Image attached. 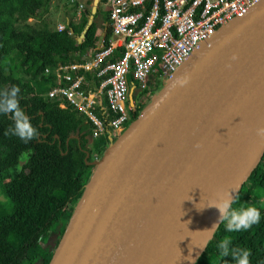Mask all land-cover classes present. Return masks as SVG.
I'll return each mask as SVG.
<instances>
[{
  "label": "water",
  "instance_id": "95a60500",
  "mask_svg": "<svg viewBox=\"0 0 264 264\" xmlns=\"http://www.w3.org/2000/svg\"><path fill=\"white\" fill-rule=\"evenodd\" d=\"M261 127L264 0L217 30L89 163L47 264H193L220 224L208 205L234 199L263 156Z\"/></svg>",
  "mask_w": 264,
  "mask_h": 264
},
{
  "label": "trees",
  "instance_id": "16d2710c",
  "mask_svg": "<svg viewBox=\"0 0 264 264\" xmlns=\"http://www.w3.org/2000/svg\"><path fill=\"white\" fill-rule=\"evenodd\" d=\"M50 2L0 0V92L18 86L20 108L38 130V136L27 142L11 133L5 135L15 122L10 113H0V264L48 263L94 168L89 164L92 156L99 159L115 140L98 136L88 150L89 124L70 106L61 109L44 95L54 85L51 72L44 74V70L84 61L98 41L91 23L80 43L76 42L86 24V9L76 25L69 20L61 25L62 30H56L57 25L47 18ZM77 3L69 4L76 7ZM105 22L106 44L110 34L106 17ZM120 52L115 51L114 57ZM91 87L95 89L97 83ZM148 101L143 99L129 113L131 122ZM97 115L105 122L113 117ZM27 149L30 154L13 175V162ZM249 206L261 212L260 222L240 232H228L219 224L193 264H235L231 256L219 255L217 245L225 237L231 238V248L251 250L250 264L264 261V153L234 197L233 207ZM49 234L55 236L52 249L42 247Z\"/></svg>",
  "mask_w": 264,
  "mask_h": 264
},
{
  "label": "built area",
  "instance_id": "2783aa9c",
  "mask_svg": "<svg viewBox=\"0 0 264 264\" xmlns=\"http://www.w3.org/2000/svg\"><path fill=\"white\" fill-rule=\"evenodd\" d=\"M101 1L110 29L106 44L103 35L84 61L44 70L54 77V85L44 90L46 98L61 109L70 106L89 124L88 150L92 139L116 138L131 123L129 87L148 94L150 84L164 83L217 30L242 17L258 0ZM75 9L78 14L82 5L77 3ZM117 50L121 52L114 57ZM91 78L97 82L95 90ZM100 112L113 117L105 122Z\"/></svg>",
  "mask_w": 264,
  "mask_h": 264
},
{
  "label": "clouds",
  "instance_id": "9594fccd",
  "mask_svg": "<svg viewBox=\"0 0 264 264\" xmlns=\"http://www.w3.org/2000/svg\"><path fill=\"white\" fill-rule=\"evenodd\" d=\"M232 58L236 59V56L234 55ZM19 93L20 88L18 86H13L10 91L6 90L0 92V113H10L15 122L14 128L6 130L5 135L11 133L27 142L38 136V130L31 124L27 115L20 108ZM257 135L264 138V127L257 129ZM199 146L200 145H196V147ZM233 205L234 199L228 193H225L223 198L216 203L208 205L209 207H216L218 209L220 213V224L223 223L225 225L226 231H247L252 228L253 225L260 222L261 212L256 207L236 208L233 207ZM217 226L218 225L214 226L213 229ZM231 243L230 237H225L218 243L217 248L220 257L224 258L231 256L235 264H250L251 250L231 248Z\"/></svg>",
  "mask_w": 264,
  "mask_h": 264
},
{
  "label": "crops",
  "instance_id": "0c3cea01",
  "mask_svg": "<svg viewBox=\"0 0 264 264\" xmlns=\"http://www.w3.org/2000/svg\"><path fill=\"white\" fill-rule=\"evenodd\" d=\"M52 1V0H51ZM92 1L93 0H77L78 3H80L82 5V9L79 11V13L77 14V10L75 9V5L73 4H69L68 1L66 2L64 0V3L63 5H59L60 7V14L57 12V15H56V18L62 16L63 18V21H56L55 24L56 25H62V26H66L67 22L69 20H71L73 22V24H77L80 20H81V15H82V11H84L85 9L89 12L88 15H87V19H86V24L83 28V30L81 31V33L79 34V36L76 38V42L77 43H80V41L82 39L79 40V37L80 35H83L85 30L88 28V26L91 24V23H94L95 24V27H96V31H97V34H98V41H97V45H98V42L99 40L102 38V36L104 35V31H105V28H106V22H105V17L107 19V11H106V8H104V10H100V12L98 13V4L100 3L101 0H98L97 4H96V11L95 13L93 14L92 16V19L90 21V24H87V22L89 21V15H90V9H91V6H92ZM102 2V1H101ZM51 4V2H50ZM103 4V2H102ZM104 5V4H103ZM105 7V5H104ZM59 19V18H58ZM87 26V28H86ZM86 28V29H85ZM78 40V41H77ZM96 45V47H97ZM95 47V49H96ZM94 51V50H93ZM92 55V53H91ZM90 55V56H91ZM75 62V61H74ZM73 63V62H72ZM96 82L94 79L91 78L90 82H89V85H93V83ZM97 83V82H96ZM90 85V86H91ZM92 88V87H91ZM93 89V88H92ZM96 89V88H95ZM93 89V90H95Z\"/></svg>",
  "mask_w": 264,
  "mask_h": 264
},
{
  "label": "rangeland",
  "instance_id": "374dc122",
  "mask_svg": "<svg viewBox=\"0 0 264 264\" xmlns=\"http://www.w3.org/2000/svg\"><path fill=\"white\" fill-rule=\"evenodd\" d=\"M63 3H64V0H52L51 1V4L49 5V11H48V20H50L51 22H52V24H55V22L56 21H58V20H60V21H63V18H62V16H60V17H58V18H56V15H57V12L59 13L60 12V7H59V5H63ZM104 5L102 4V2L100 1V3L98 4V13L100 12V10H104ZM60 14V13H59ZM30 21V20H29ZM157 74V73H156ZM156 78H159V76H157L156 75ZM163 82H161L160 83V85H159V89H161L162 88V86H163ZM151 85V84H150ZM158 91V90H157ZM157 91H153L152 92V90H150V86H149V89H148V94H143V93H139V95H138V97H137V100H138V102L139 103H143V99L144 98H149V100H150V98L157 92ZM146 105V104H145ZM144 105V106H145ZM143 106V107H144ZM129 126V125H128ZM128 126H126L125 127V129L128 127ZM124 129V130H125ZM122 133V132H121ZM120 133V134H121ZM120 134H118L117 136H119ZM116 136V137H117ZM30 154V150H25L24 152H22V154H20L19 156H18V158L13 162V164H12V167H11V173L13 174V175H15L16 173H17V171H18V169L20 168V166L23 164V162L26 160V158L28 157V155ZM92 157H94V156H92ZM98 159V158H97ZM96 160V159H95ZM92 161H94V160H92ZM91 161V162H92ZM54 239H55V236L53 235V234H49L48 235V237L46 238V241L42 244V247L43 248H45V247H48L47 249H52V247H53V244H54ZM259 264H264V261H260V263Z\"/></svg>",
  "mask_w": 264,
  "mask_h": 264
},
{
  "label": "flooded vegetation",
  "instance_id": "af4514ba",
  "mask_svg": "<svg viewBox=\"0 0 264 264\" xmlns=\"http://www.w3.org/2000/svg\"><path fill=\"white\" fill-rule=\"evenodd\" d=\"M160 83H161V82H155V83H152V84L150 85V90H152V92H153V91L155 92V91L159 90L158 87H159ZM129 89H130V87H129ZM138 95H139V92H137L135 89H133V90H132V106H134V109L137 108V106L141 104V103H139L138 100H137ZM127 96H128V93H127ZM127 96H126V99H127ZM144 99H145V98H144ZM127 102H128V100H127ZM128 104H129V102H128Z\"/></svg>",
  "mask_w": 264,
  "mask_h": 264
},
{
  "label": "bare ground",
  "instance_id": "6f19581e",
  "mask_svg": "<svg viewBox=\"0 0 264 264\" xmlns=\"http://www.w3.org/2000/svg\"><path fill=\"white\" fill-rule=\"evenodd\" d=\"M254 4H255V3H254ZM254 4H253V5H254ZM253 5H252V6H253ZM252 6H251V7H252ZM251 7H250V8H251ZM245 13H246V12H245ZM232 20H233V19H232ZM228 23H229V22H228ZM228 23H227V24H228Z\"/></svg>",
  "mask_w": 264,
  "mask_h": 264
}]
</instances>
